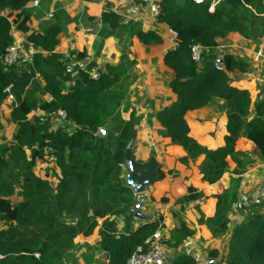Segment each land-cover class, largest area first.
Listing matches in <instances>:
<instances>
[{
    "label": "trees",
    "instance_id": "1",
    "mask_svg": "<svg viewBox=\"0 0 264 264\" xmlns=\"http://www.w3.org/2000/svg\"><path fill=\"white\" fill-rule=\"evenodd\" d=\"M35 1L0 0V105L8 99L6 91L10 89V121L16 128L13 141L0 145V264H61L80 237L89 239L96 232L106 264H128L139 249L144 254L149 252L152 240L163 228L162 218L137 228L132 220L136 197L126 182L124 166L141 119L133 111L116 135L106 132L99 137L98 132L107 129L127 100V88L121 87L129 81L128 72L135 63L128 64L123 56L118 66L99 67L85 64V53L67 57L58 54L59 27H51L45 34L29 28L26 10ZM134 1L146 5L149 0ZM158 3L157 25L177 34V44L164 57L165 66L175 75L170 89L177 100L157 115L162 136L185 153L173 159L171 169L188 170L190 177L195 173L194 180L208 187L218 185L226 174L232 175L229 187L221 194H199L190 186L175 204L183 211L189 204L208 201V206L198 208L202 232L206 237L207 231L225 234L229 214L241 193V176L253 164L251 156L238 149V142L252 144L264 163V99L257 95L254 100L248 83L230 77L249 73L247 64L229 55L222 62L225 71L218 72L208 54L229 35L250 39L262 32L264 5L258 0H224L212 11V0ZM101 22L112 32H127L145 46L163 43L157 30L146 31L139 22L124 23L109 9ZM14 27L26 35V48L36 53L30 61L5 66L2 60L15 44ZM196 46L204 49L201 63L193 59L192 49ZM71 65L75 66L73 71ZM93 73L99 74L98 79L92 78ZM34 83L44 97H49L40 106L28 95ZM217 100L223 102L227 115V136L223 147L209 150L190 136L186 115L210 107ZM36 109L39 114L63 112L65 126L54 129L50 120L41 116L31 121ZM51 155L57 160L53 163L55 188L50 174L40 178L34 173L38 162H51ZM171 169L159 170L157 181L173 178ZM17 193L20 201L13 204L11 199ZM121 222L123 229L118 231ZM195 235V230L182 223L171 231L166 244L177 250ZM172 264L197 261L181 255ZM226 264H264L263 211L234 230Z\"/></svg>",
    "mask_w": 264,
    "mask_h": 264
},
{
    "label": "crops",
    "instance_id": "2",
    "mask_svg": "<svg viewBox=\"0 0 264 264\" xmlns=\"http://www.w3.org/2000/svg\"><path fill=\"white\" fill-rule=\"evenodd\" d=\"M36 1L39 3L37 7H34L32 3L26 10L30 17L29 28L39 34H45L49 28L59 27L61 34L59 38L60 44L56 50L58 54L67 57L72 53H85L84 63H95L99 67L109 64L118 66L121 64L123 56H128L131 61H134L135 64L128 72L131 77V92L127 99L139 111L138 115L141 116V123L138 128L137 138L126 154L125 179L128 186L132 189L131 185L135 179L144 178L150 173L155 175V180L151 185L145 186L142 193L135 195L134 228L158 218L163 219V225L165 221H172L174 219V211L169 210L174 206L173 200L163 208L158 207L155 202L150 200V197L156 192L155 185H158V171L167 172L172 167L171 164L174 158H181L185 155L182 149L172 146L170 141L162 136L163 129L157 121L159 112L171 106L177 100V97L172 94L170 89V83L174 80L175 75L164 64V57L169 48L165 44L162 47L160 46V48L145 46L137 38L132 40V46L121 47L116 39V32H112L106 25H103L101 18L104 11L109 9L118 13L124 23L139 22L146 31H159L167 28L157 25L156 19L149 12L148 2L144 5L134 0H98L94 2H83L81 0ZM128 16H130L131 20H129ZM117 34L131 38L127 32L123 34L117 32ZM158 35L162 37L159 33ZM164 35L162 39L167 41L168 34L164 33ZM13 36L15 40H26V35L19 32L16 27L13 29ZM232 39H226V42H231ZM253 46L254 44L245 40L244 46L240 48L250 57L252 64V71L246 74L245 80L240 81L249 84L248 89L251 91L254 100L258 96L264 99V43L258 49H254ZM227 47L229 46H225V48ZM236 56L235 54L234 57ZM44 98L49 100L48 96ZM186 121L190 128V136L201 146L209 150H216L224 146L225 137L227 136L226 113L215 112L212 107H207L188 113ZM64 123L66 124V122ZM238 149L248 153L251 159L256 162L247 168L246 173L241 176L242 179L250 176L256 167H264V163L259 159L252 144L245 140H240ZM135 152H138L137 156H134ZM37 166L38 170L35 168L34 173L40 178H45L48 174L40 171V168H43L41 167L42 165L37 164ZM229 176L232 175L226 174L220 183L213 187L205 186L200 181L196 182L192 178L184 184V188L194 186L198 189L199 194L203 191L208 196L217 193L221 194L227 189L228 181L226 179ZM49 177L50 182H54L52 187L55 188L57 186L56 178L52 174ZM171 178L168 176L162 182H171ZM179 179L178 175L174 181ZM208 204L209 202L206 201L204 206H208ZM175 208H177L176 204ZM202 229L200 227L201 233H203ZM207 234H210V232L207 231ZM203 235L205 236L204 233ZM99 240V232H96L89 239L80 237L78 242L82 241V243L89 244V246H97L98 248Z\"/></svg>",
    "mask_w": 264,
    "mask_h": 264
},
{
    "label": "rangeland",
    "instance_id": "3",
    "mask_svg": "<svg viewBox=\"0 0 264 264\" xmlns=\"http://www.w3.org/2000/svg\"><path fill=\"white\" fill-rule=\"evenodd\" d=\"M223 1L224 0H212V11L216 7H220ZM260 3L264 5V0H258V4ZM261 16L263 17V15ZM157 32L162 35V37L165 36L164 33L168 34L167 36L169 37L167 29L159 31L157 30ZM168 37L167 41L163 40L162 45L156 47L160 48V46L162 47L164 46V44L167 45L168 48L173 47L169 43ZM116 39L118 41V44H120L121 47L125 48L127 46H132V40H134L135 38H126L124 35L122 36L116 33ZM226 39L232 40L231 42H226ZM226 39L219 40L218 46L209 52L208 57L211 58L215 64L218 62H223L225 57L229 55L234 56L236 54L237 59L247 64L249 67V71H252L250 57H248L245 54L246 52L241 50L240 48L244 46L245 40H247L248 42L254 44V49H258L262 45V43H264V30L262 32L256 33L250 39H245L239 34L229 35ZM225 46L229 47L225 48ZM130 61V58L127 56V63L130 64ZM74 67L75 66L71 65L70 70L73 71ZM79 67L84 68V65H80ZM230 77L233 79V81L246 79V75H240L237 73L230 74ZM130 78L127 84H124V86L121 87L122 90L127 88L128 95H130L131 92ZM28 95L36 100L38 106L42 105V103H44L45 101V98L42 94V89L38 88L37 84L35 83L30 86ZM131 103L132 102L128 99L124 102L118 115L111 120L109 126L105 131L102 130L104 135L106 132L116 135L133 111H136L135 113L139 118L141 117L140 115H138L139 111ZM222 105L223 102L221 100H217L210 107H212L215 112L225 113ZM11 111L12 102L7 99L4 103H2V105H0V145L3 143H11L16 133V128L10 121ZM39 116L43 117L45 120H50V123L52 126H54V129L65 126V123L61 122L57 118V116L48 113L39 114L38 109L33 112V114L30 116V119L32 121L34 118ZM255 163L256 162L253 161V164ZM37 164L42 165L41 167L43 168H40L41 172L48 175L52 174L53 177L56 175V168L53 163L41 161ZM36 169L38 170V166H36ZM171 170H173L174 172V177L171 178V182L167 183L157 181L158 185H155L156 192L150 197V200L152 202H155L158 207H166L171 200H173L174 205L169 210L174 211V219L169 222L165 221L163 228L153 239V241L159 244V247L163 248L167 252L165 260L155 264H172L174 259L181 255H188L195 258L197 264H226L229 242L234 230L237 227H241L247 222L251 221L261 211L264 212V167H256V169H254L253 173L250 174V176L242 179L241 193L239 195L238 203L233 208V211L229 214L230 224L227 233L217 235H212L210 233L207 237L200 232V225L198 223L200 219L198 208L203 207L206 204V201L204 199L185 206L183 211H180L179 207L175 208V200L185 195L186 188H184V184L187 183L188 180L192 179L195 173H193V175L190 177V173L188 170ZM194 172L196 171L194 170ZM178 175L180 179L174 181V179ZM231 178L232 176H229L226 179V181H228L227 188L230 185ZM51 184H54V182H51ZM11 201L13 204L18 203L20 201V195L17 193L11 199ZM132 220L133 222H135L134 217ZM122 223L123 222L120 223V226L117 229L118 231H122ZM182 223L188 224L193 230H195L196 235L192 239L186 241L181 248L177 250L171 249L167 246L166 242L170 239L171 231L177 227H180ZM0 228H3V224L1 222ZM61 264H106V260L105 256L97 248V246H89V244H86L84 242L82 243V241H77L74 250L65 257L64 262Z\"/></svg>",
    "mask_w": 264,
    "mask_h": 264
},
{
    "label": "built area",
    "instance_id": "4",
    "mask_svg": "<svg viewBox=\"0 0 264 264\" xmlns=\"http://www.w3.org/2000/svg\"><path fill=\"white\" fill-rule=\"evenodd\" d=\"M196 1H199V0H196ZM158 2L159 0H149L148 1L149 12L152 15V17H154L155 19L159 15V3ZM33 5L34 7H37L39 5L38 1H35ZM128 17H129V20H131L130 16ZM168 33H169V37H168L169 43L172 46H175L177 44V34L170 29H168ZM203 52H204V49L202 47L200 46L193 47L192 53H193V59L195 62L201 63ZM35 53L36 51L34 49L26 48L25 40H15V44L7 50V54L3 58L2 62L4 63L5 66H11V65H14L15 63L30 61L31 57ZM215 69L218 72L225 71L222 65V62L215 63ZM98 77H99L98 73L92 74L93 79H98ZM6 92L9 94L8 100L12 102L13 97L10 95V89H8ZM55 116H57V118L60 119L62 122H66V116L63 112H58ZM48 153L51 154L52 151L49 150ZM137 155H138V152H135L134 156H137ZM50 161L52 163H55L57 161L54 155H51ZM152 242L150 244V250L147 254H144L142 250L139 249L138 253L129 261L128 264H155V263L164 261L167 255L166 250L159 247V244H157L155 241L152 240Z\"/></svg>",
    "mask_w": 264,
    "mask_h": 264
},
{
    "label": "water",
    "instance_id": "5",
    "mask_svg": "<svg viewBox=\"0 0 264 264\" xmlns=\"http://www.w3.org/2000/svg\"><path fill=\"white\" fill-rule=\"evenodd\" d=\"M98 136L99 137H103L104 133L102 130H100L98 132ZM155 180V175L153 173L148 174L146 177L144 178H137L132 182V191L135 195H138L140 193H142L143 188L145 186L151 185V183Z\"/></svg>",
    "mask_w": 264,
    "mask_h": 264
}]
</instances>
